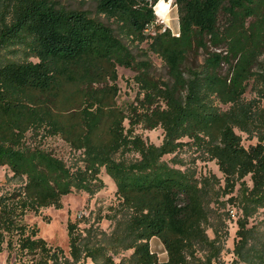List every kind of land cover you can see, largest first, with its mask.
Returning <instances> with one entry per match:
<instances>
[{"label": "trees", "instance_id": "1", "mask_svg": "<svg viewBox=\"0 0 264 264\" xmlns=\"http://www.w3.org/2000/svg\"><path fill=\"white\" fill-rule=\"evenodd\" d=\"M167 1L94 0L92 16L56 0H0V50L18 46L23 53L0 59V166L14 184L0 192V251L5 243L19 259L29 257L27 264H82L105 256L101 247L81 245L75 223L66 228L69 259L24 222L28 212L61 208L73 190H91L104 168L130 211L128 264H188L208 243L204 189L161 161L188 138L215 160L231 203L235 189L241 192L245 217L237 220L233 250L242 255L247 206H264V59L252 70L262 54L264 0H174L177 34L156 23L153 7L164 17ZM121 38L146 43L168 79H156L148 60L135 61ZM223 45L228 55L210 51ZM198 50L206 54L203 61L189 63ZM116 66L135 72L142 93L126 110L116 102ZM250 79L254 97L245 99ZM138 125L160 127L162 142L146 143L135 132ZM235 129L255 143L245 147ZM28 136L60 138L79 152L81 164L68 166L40 141L27 143ZM130 152L139 158L126 162ZM153 238L162 244L164 260L151 249ZM253 257L249 264H264V245Z\"/></svg>", "mask_w": 264, "mask_h": 264}, {"label": "rangeland", "instance_id": "2", "mask_svg": "<svg viewBox=\"0 0 264 264\" xmlns=\"http://www.w3.org/2000/svg\"><path fill=\"white\" fill-rule=\"evenodd\" d=\"M59 6L67 9H81L88 11L92 16H97L95 12L94 0H56ZM174 0L167 1V12L164 17L155 12L156 23L162 27L169 28L172 33L178 32V13ZM155 6V5H154ZM105 20L104 17L100 16ZM114 27V25L112 24ZM149 29L148 32H150ZM124 48L135 61L148 60L151 64L152 75L159 80L166 81L168 75L166 67L162 60L147 49L146 43H132L124 38L120 39ZM261 47V56L252 65V70L256 71L257 61L264 59V37ZM210 51L218 52L222 55L229 54L227 46L210 47ZM202 50L193 52L189 57V63H201L205 57ZM23 57V53L18 46L10 49L0 50V59L15 60ZM232 60V64L236 59ZM228 68L223 65V72ZM118 88L116 102L126 110L132 103H135L136 97H142L140 86L135 82V72L123 66H116ZM245 99L254 97L253 80L250 79L244 94ZM216 105L225 110L227 107L220 103ZM264 107V102H262ZM127 126V121H125ZM235 131L241 135L242 144L247 147L255 143L256 139L249 140L245 133L238 129ZM135 132L142 137L146 143L159 145L163 139V130L160 127L154 129H145L138 125ZM27 137V143L41 142L46 149L51 150L59 158L65 161L70 167L80 165L79 152L69 148V146L58 137H49L44 140ZM184 144L173 153L165 154L161 161L167 166L179 169L186 177H189L204 189V207L207 212V221L204 225L208 237V243L198 246L194 254L189 257L188 264H249L256 253L264 245V206L248 204L246 211H250L247 216L248 241L242 255L235 254L234 242L236 238L237 220L245 217V202L241 197V192L235 191L232 195L237 196V201L233 204L229 197L231 194H225L223 190L222 174L218 170L215 160L208 156L193 144L188 138L182 139ZM119 158V156H116ZM139 158L134 152L123 156L126 162H133ZM11 176V172L5 166H0V192L4 189L13 187L12 182H7L6 178ZM99 181L91 190L77 189L73 190L61 199L62 207L54 208L52 206L43 207L37 214L28 212L24 216V222L29 226L38 228L37 236L42 237L48 245L59 246L64 255L70 259L67 224L75 223L76 229L81 237V245L89 248L101 247L105 256H98L96 261L91 258L82 260V264H128L132 249L127 248L130 237L127 232V224L130 211L120 204V199L116 195V185L113 179L105 172L104 168L100 170ZM246 185L251 187L249 177L245 178ZM233 211L234 216L231 215ZM150 246L155 251L160 260L166 258V252L156 238L151 239ZM0 251V264H27L30 263L29 257L19 259L15 251L5 249V243L2 244ZM109 259V260H107Z\"/></svg>", "mask_w": 264, "mask_h": 264}, {"label": "built area", "instance_id": "3", "mask_svg": "<svg viewBox=\"0 0 264 264\" xmlns=\"http://www.w3.org/2000/svg\"><path fill=\"white\" fill-rule=\"evenodd\" d=\"M231 215H232V216H234V213H233V211H231Z\"/></svg>", "mask_w": 264, "mask_h": 264}]
</instances>
